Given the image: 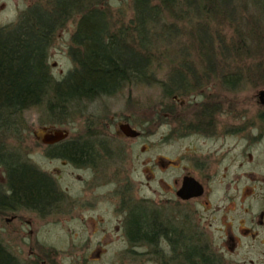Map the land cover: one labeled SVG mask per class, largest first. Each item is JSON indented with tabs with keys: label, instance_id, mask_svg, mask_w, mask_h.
I'll use <instances>...</instances> for the list:
<instances>
[{
	"label": "trees",
	"instance_id": "trees-1",
	"mask_svg": "<svg viewBox=\"0 0 264 264\" xmlns=\"http://www.w3.org/2000/svg\"><path fill=\"white\" fill-rule=\"evenodd\" d=\"M122 1L131 14L113 0H27L14 21L0 25V164L18 197L39 201L53 194L50 183L22 163L7 142L28 128L24 112L29 108L65 123L84 104L114 95L125 84L156 81L168 88L175 76L193 82L198 74L193 69L224 68L227 88L264 85V0ZM72 19L76 25L68 54L73 67L56 78L48 50L56 32ZM176 41L186 52H178ZM163 68L164 82L155 79ZM97 123L53 145L54 151L83 161L90 141L95 142L94 130L104 129L103 122ZM141 223L137 217L128 220L130 241L138 239ZM150 226L143 225V232ZM0 264L25 263L0 239Z\"/></svg>",
	"mask_w": 264,
	"mask_h": 264
},
{
	"label": "flooded vegetation",
	"instance_id": "flooded-vegetation-1",
	"mask_svg": "<svg viewBox=\"0 0 264 264\" xmlns=\"http://www.w3.org/2000/svg\"><path fill=\"white\" fill-rule=\"evenodd\" d=\"M223 69L211 68L201 69V71L193 69L194 72L198 71L193 82L188 76L187 78L175 76L173 80L169 77L171 83L168 88L158 83L161 92L156 99H153V105H146L147 108L142 100L134 98L132 94V87L137 83L125 84L123 89L127 88L129 94L127 97L131 99L130 103L125 100L126 112L113 109L109 103H106L104 130H94L95 142L89 138L91 140H89L91 144L89 154L87 153L83 161L80 158L75 163L74 160L65 158L62 153H57L53 149V145L70 138L69 131L63 139L46 143L40 139L46 130L43 132L41 130L37 140L48 147L46 153L61 158L63 162L71 163L78 170L86 171L87 176L81 173L79 177V180L87 186L86 189L90 187L88 190L95 191L101 185H108V189L105 194H95L93 199L81 201L76 197L72 198L64 188L58 186L55 178L47 170L30 159L28 152L24 156L15 150L17 158L22 163L37 171L46 182L50 183L53 194L50 198L39 201L29 200L27 196L18 197L15 195V186L7 178L8 171L4 165L0 164L4 172V180H0V219L24 218L32 214L39 218L50 214L60 215L72 211L76 203L93 205L98 200H102L101 195H103L108 200V214L112 213L118 218L117 230L121 239L124 240L118 244L120 247L117 249L120 262L129 260L130 264H146L147 262L152 264H253L251 259L246 263L245 259H229L227 256L238 255L242 247V237L249 236L260 240L261 245L264 244V185L263 204L259 210L257 211L255 207L257 199L255 185L251 184L246 190L252 200L243 208L248 217L244 216L242 220L238 218L236 226L229 223L225 231V211L227 210L224 205L213 204L209 199L210 179L222 168L224 157L221 149L224 142L220 141L225 131L222 115L226 112L234 119H240L246 115L245 110H243V116L241 115L240 102L236 95L239 89L225 86ZM167 78L159 80L164 82ZM184 80L187 81L183 83ZM261 105L257 113L253 110L244 118L243 126L229 122V130L239 134L244 126L248 125L249 132L245 136L249 140L256 138L255 132L250 131L255 130L257 116L264 119V104ZM146 123L154 125L152 130H149ZM121 124L129 125L135 132H124L120 127ZM112 126L117 127L111 130ZM47 128L51 127L47 126ZM186 134L209 139L216 145L204 154L201 153L202 155L197 154L195 149L187 148L184 153L175 155L172 153V155L162 153L158 148L152 154L145 156V152L150 150L148 140L150 135L156 136L158 143L174 144L172 139ZM145 142L148 144L146 145ZM245 175L251 183L257 181L258 175L255 171L249 170ZM188 177L195 178L202 185L201 194L179 193L184 186L186 190H189L188 182L184 184ZM145 189L148 192H145ZM134 217L142 222V231L137 233L138 239L130 241L127 234L128 220ZM216 217L220 226L212 231L208 224H212ZM203 219L207 220L206 225ZM143 225H151L147 233L143 232L145 228ZM0 229L3 228L0 227ZM215 230L221 231L220 240L214 239ZM105 245L99 243L96 252L92 255L101 256L107 250ZM108 245L111 244L108 242ZM3 246L13 257L25 264L29 260L32 264H36L37 260L42 264H67L60 259L63 255L59 256L57 249L50 252L44 244H30L25 257L18 254L21 253L20 251L10 249V246L6 244ZM74 248L73 251H75ZM262 254L264 255V251ZM87 257L83 256L82 264L86 263ZM260 262L264 264V258Z\"/></svg>",
	"mask_w": 264,
	"mask_h": 264
},
{
	"label": "rangeland",
	"instance_id": "rangeland-1",
	"mask_svg": "<svg viewBox=\"0 0 264 264\" xmlns=\"http://www.w3.org/2000/svg\"><path fill=\"white\" fill-rule=\"evenodd\" d=\"M124 1L127 3V0ZM26 4L27 0H0V25L14 21L20 9L25 7ZM122 4V0H113L114 6L125 7L126 15L131 14L130 7L127 5L122 6ZM75 25L74 19L68 21L65 27L60 28L56 32L55 38L49 47L48 63L53 76L56 78L63 77L73 67L68 48ZM175 45L179 48L178 52H186L185 49L180 47V42L176 41ZM166 73V68L156 70L155 79H165ZM263 86L253 87L249 83H241L238 87H235V89H239V91H236L239 92L236 95L238 102H240L241 115L243 116V110L246 111V115L240 117V119H234L226 112L222 115L225 131L220 141L224 142L223 148H221L224 152V157L222 159V168L210 179L211 192L209 195L211 197L209 196V199L213 204L224 205L225 210H227L225 211L224 231L229 223H232V226H236L238 218L242 220L244 216L248 217L247 212L243 208L252 200L246 190L251 184L255 185L257 193V199L255 200L257 211L263 204L264 119L259 118V116L255 118V130L250 132H255L256 138L251 140L245 136L249 132L248 125L244 126L243 131L239 134L236 132L232 133L228 127L230 125L229 122L239 123L243 126L244 118L251 111L256 110V113L259 111L262 105L258 100L257 90ZM132 88L134 98L142 100L145 107L147 104L153 105V99H156L161 92V87L156 81L140 82ZM127 91V88H124L118 93L108 96V100L107 97H102L84 104L82 112L74 113L65 123H58L56 119H50L39 108H29L24 112L28 128L19 136V139L9 137L7 142L13 145L16 152L22 153L24 156L28 152L30 159L47 170L55 178L58 186L64 188L72 198L76 197L83 201L85 199H93V196L97 193L105 194L108 185H101L95 191L88 190L90 187L86 189L87 186L84 182L79 180L81 173L83 176L88 175L85 173L86 171L78 170L71 163L63 162L61 158L46 153L48 147L37 140V135H40L42 125L65 127L69 131V136H72L81 133L87 123H92L91 125L97 122V125L104 123L106 103H109L113 109L126 112L125 100L128 101L129 98L127 97L129 95ZM147 114L149 113L147 112ZM145 125L149 126V130L154 127L151 123H146ZM115 127L117 126H112L111 130H115ZM148 140L150 150L145 152V156L152 154L158 148L162 153H173L174 155L186 152L187 148L195 149V152H198L197 154H204L216 145L209 139L206 140L192 134L175 137L172 139L174 144L170 142L158 143L154 135H150ZM145 144L147 145L148 143L145 142ZM134 162L137 163V161ZM249 170L255 171L258 175L255 183H251L248 176L245 175ZM0 180H4V172L1 166ZM145 192H148V190ZM101 196L102 200H98L93 205L82 204L81 202L76 203L72 211L60 215L50 214L39 218L32 214L24 218L0 219V227L3 228L2 230L0 229V239L3 244L10 246V249L20 251L21 253L18 254L22 257H25L30 244L39 243L44 244L47 249H57L60 253L59 256L63 255L60 259L67 264H82L83 256H88L85 264H130L129 260L118 261L119 252L117 249L120 247L118 244L124 240L121 239L119 230H117L118 218L112 213L108 214V200L103 195ZM205 206L207 207V205ZM206 221L203 219L205 225ZM208 226L214 231L216 227L220 226L218 218H214L212 224H208ZM213 237L216 240H220L221 231L215 230ZM108 242L111 244L110 246ZM241 242L242 247L238 255L231 254L228 257L226 254L227 258L245 259L246 263L251 259L253 264H261L260 261L264 258L262 254L264 244L261 245L260 240L249 236L242 237ZM99 243L106 244L105 248L107 250L101 256L95 257L92 254L96 252ZM73 247H75V251L72 250ZM230 263H232L231 260ZM146 264L152 263L147 262Z\"/></svg>",
	"mask_w": 264,
	"mask_h": 264
},
{
	"label": "water",
	"instance_id": "water-1",
	"mask_svg": "<svg viewBox=\"0 0 264 264\" xmlns=\"http://www.w3.org/2000/svg\"><path fill=\"white\" fill-rule=\"evenodd\" d=\"M257 96H258V100L261 104H264V86L260 87L257 90ZM120 127L122 128V130L126 133H131L130 131H134V129H131L129 125L127 124H121ZM46 130V131H44ZM44 131V132H43ZM42 136H41V141L42 142H46V143H51L54 141H58L60 139H63L64 137H66L68 135V129L65 127H51V128H47V126H43L42 127ZM189 184V190L185 189V186L183 187V189L181 190V192L179 191V193H181L182 195H199L202 193L203 188L202 185L193 177H188L187 180L184 182Z\"/></svg>",
	"mask_w": 264,
	"mask_h": 264
}]
</instances>
